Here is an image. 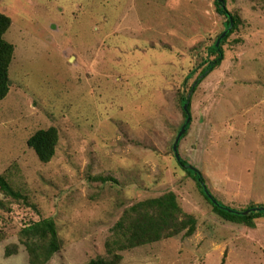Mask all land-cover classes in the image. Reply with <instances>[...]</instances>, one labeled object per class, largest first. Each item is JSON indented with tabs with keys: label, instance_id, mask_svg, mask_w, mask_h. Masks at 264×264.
I'll use <instances>...</instances> for the list:
<instances>
[{
	"label": "rangeland",
	"instance_id": "1",
	"mask_svg": "<svg viewBox=\"0 0 264 264\" xmlns=\"http://www.w3.org/2000/svg\"><path fill=\"white\" fill-rule=\"evenodd\" d=\"M240 19L222 65L192 96L180 155L235 209L264 205V0H227ZM11 18V89L0 101V264H31L22 229L53 219L47 264L113 259L132 206L173 192L195 232L121 252L118 264H264V219H222L172 147L207 49L225 30L215 0H0ZM197 73L185 84L189 74ZM56 128L53 160L28 140Z\"/></svg>",
	"mask_w": 264,
	"mask_h": 264
},
{
	"label": "trees",
	"instance_id": "2",
	"mask_svg": "<svg viewBox=\"0 0 264 264\" xmlns=\"http://www.w3.org/2000/svg\"><path fill=\"white\" fill-rule=\"evenodd\" d=\"M217 12L226 19L225 30L212 46L207 49V58L202 63V70L191 86L189 93L183 94L181 105L184 123L176 137L172 153L179 167L195 182L196 187L204 199L213 207L222 219L254 227L258 219H264V205H251L245 209H235L225 205L211 191L204 173L190 165L180 155V144L189 134L192 117V96L200 84L216 69L225 58L223 45L239 27L240 19L227 9V0H215ZM12 24L7 15L0 13V101L4 100L11 89L10 65L13 59L14 47L5 40V34ZM197 73L192 71L186 78L185 84ZM59 132L56 128L40 130L28 140V147L35 151L40 162L49 163L56 154ZM0 189L13 198H20V194L0 176ZM183 211L173 192L149 199L132 206L114 228V236L108 243V251L113 259L98 258L89 264H118L121 252L153 244L163 239L173 238L188 230L187 234L195 232V222L181 221ZM22 242L25 245L31 264H47L61 250L56 224L53 219H43L31 222L22 229Z\"/></svg>",
	"mask_w": 264,
	"mask_h": 264
},
{
	"label": "water",
	"instance_id": "3",
	"mask_svg": "<svg viewBox=\"0 0 264 264\" xmlns=\"http://www.w3.org/2000/svg\"><path fill=\"white\" fill-rule=\"evenodd\" d=\"M176 142H178V139H177V141Z\"/></svg>",
	"mask_w": 264,
	"mask_h": 264
}]
</instances>
